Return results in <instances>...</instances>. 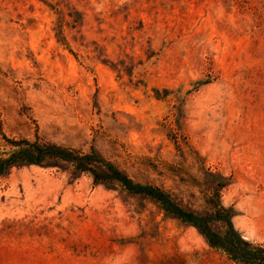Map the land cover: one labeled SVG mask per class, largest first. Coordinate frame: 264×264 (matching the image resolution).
I'll return each mask as SVG.
<instances>
[{
	"label": "rangeland",
	"instance_id": "obj_1",
	"mask_svg": "<svg viewBox=\"0 0 264 264\" xmlns=\"http://www.w3.org/2000/svg\"><path fill=\"white\" fill-rule=\"evenodd\" d=\"M47 1L57 11L0 0V147L94 148L201 214L187 173H214L264 244V0ZM0 264L232 263L151 199L62 163L0 177Z\"/></svg>",
	"mask_w": 264,
	"mask_h": 264
},
{
	"label": "trees",
	"instance_id": "obj_2",
	"mask_svg": "<svg viewBox=\"0 0 264 264\" xmlns=\"http://www.w3.org/2000/svg\"><path fill=\"white\" fill-rule=\"evenodd\" d=\"M40 1L51 10L57 11L51 2ZM59 16L61 18V15ZM62 21L58 39L60 43L66 44ZM1 136L3 143L0 147V177L9 174L15 168L25 166L54 167L62 163L69 164L77 172L91 175L97 184L116 183L130 194L151 199L167 217L195 228L211 249L224 255L232 264H264V244L247 239L237 229L233 221V210L226 208L221 201L224 186L214 173H208L209 179H212L211 187L203 186V180L187 173L189 183L201 189L203 193L207 212L201 214L179 205L172 195L161 187L135 182L94 148L89 152H83L45 142L38 137L29 140L9 138L4 133H1ZM185 168L184 165L177 164L170 167V170L181 174Z\"/></svg>",
	"mask_w": 264,
	"mask_h": 264
}]
</instances>
